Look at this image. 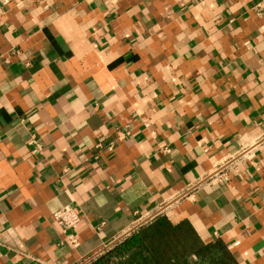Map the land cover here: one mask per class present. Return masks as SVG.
Here are the masks:
<instances>
[{"label":"crops","instance_id":"obj_1","mask_svg":"<svg viewBox=\"0 0 264 264\" xmlns=\"http://www.w3.org/2000/svg\"><path fill=\"white\" fill-rule=\"evenodd\" d=\"M262 137L264 0H0V264H156L161 218L264 264V144L205 182Z\"/></svg>","mask_w":264,"mask_h":264},{"label":"trees","instance_id":"obj_2","mask_svg":"<svg viewBox=\"0 0 264 264\" xmlns=\"http://www.w3.org/2000/svg\"><path fill=\"white\" fill-rule=\"evenodd\" d=\"M134 248L146 250L156 264H193L192 256L201 264H238L223 242L203 244L188 225H174L165 218L125 242L119 252Z\"/></svg>","mask_w":264,"mask_h":264},{"label":"built area","instance_id":"obj_3","mask_svg":"<svg viewBox=\"0 0 264 264\" xmlns=\"http://www.w3.org/2000/svg\"><path fill=\"white\" fill-rule=\"evenodd\" d=\"M264 144V137L260 138L251 148H242L238 153L230 156L226 161H224L221 166L216 170L213 176L209 177L205 182L209 184L218 183L222 180H228V172L231 169H237L238 166L244 161H250L253 157L254 150ZM30 145L34 147L33 154H38L41 151V147L38 144L36 138H32ZM97 149H104L101 144L96 145ZM109 151H112L113 148L110 146L108 148ZM168 206L162 207L152 214H149L147 220L142 223L141 226H144L151 221L155 220L161 216H170V211L168 210ZM53 219L57 226L61 229L67 244L72 248L79 247V241L76 236V231L81 223V217L78 213V210L73 206H66L59 211H57ZM95 260V258L88 259L85 261H81L77 264H89L91 261Z\"/></svg>","mask_w":264,"mask_h":264},{"label":"rangeland","instance_id":"obj_4","mask_svg":"<svg viewBox=\"0 0 264 264\" xmlns=\"http://www.w3.org/2000/svg\"><path fill=\"white\" fill-rule=\"evenodd\" d=\"M128 253H126V252H119V258H123L125 255H127ZM99 259H97V261H98ZM120 260V259H119ZM97 261H95V260H93V261H91L89 264H94V263H96ZM104 264H107L106 262H103ZM193 264H201L200 262L198 263V260L197 261H193Z\"/></svg>","mask_w":264,"mask_h":264}]
</instances>
